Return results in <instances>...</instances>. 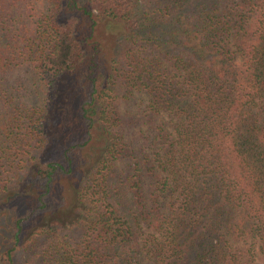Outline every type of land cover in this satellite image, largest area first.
Instances as JSON below:
<instances>
[{
    "label": "trees",
    "instance_id": "obj_1",
    "mask_svg": "<svg viewBox=\"0 0 264 264\" xmlns=\"http://www.w3.org/2000/svg\"><path fill=\"white\" fill-rule=\"evenodd\" d=\"M0 264H264V0H0Z\"/></svg>",
    "mask_w": 264,
    "mask_h": 264
},
{
    "label": "rangeland",
    "instance_id": "obj_2",
    "mask_svg": "<svg viewBox=\"0 0 264 264\" xmlns=\"http://www.w3.org/2000/svg\"><path fill=\"white\" fill-rule=\"evenodd\" d=\"M112 28H116V30H113ZM107 27L106 29L101 30V34L104 35V37L109 38L112 37L116 33L119 32V27ZM118 28V29H117ZM24 84L28 90V96H30V99L32 103H36L38 99L40 98L41 94L37 90V80L32 75L31 71L22 72ZM143 98V97H142ZM139 100V98H137ZM138 102V101H137ZM137 107L133 106V103L130 104H121L120 110L123 113L125 118L131 117L133 114L137 113ZM149 130L146 127L140 126V125H133V126H125L123 129L124 137L127 143L130 145L131 148H137L140 146H144L147 144V141L145 140L146 133L148 134ZM63 184L67 185L70 184L69 182L64 181ZM70 218V214H56L53 216L50 220L51 221H65Z\"/></svg>",
    "mask_w": 264,
    "mask_h": 264
}]
</instances>
